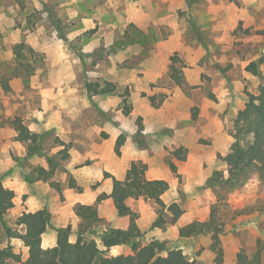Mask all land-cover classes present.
Instances as JSON below:
<instances>
[{
	"label": "rangeland",
	"instance_id": "1",
	"mask_svg": "<svg viewBox=\"0 0 264 264\" xmlns=\"http://www.w3.org/2000/svg\"><path fill=\"white\" fill-rule=\"evenodd\" d=\"M48 6L55 17L68 24L65 40L57 33ZM130 23L150 35L144 46L115 43ZM21 40L35 50V71L27 83L14 77L8 81V91L0 86V179L3 182L4 172L16 171L17 178L29 186L41 181L33 180L34 166L47 167L44 156H27L25 146L15 140L16 132L10 125L15 116L31 131L43 135L45 153L61 148L55 138L68 145V158L61 161L49 181H42L51 186L46 232L67 224L74 232L79 222L77 217L74 222L52 219L55 208L51 200L54 192L58 202L65 200L62 191L71 174L69 167L87 168V176L81 177L89 178L92 173L88 187L96 189L100 183L93 172L101 170L105 178H111L110 170L115 172L137 160L146 163L149 176L167 179L170 185L163 200L167 203L176 198L183 219L208 217L216 201L210 177L215 171L225 173L226 156L222 153L232 140L228 126L264 80V0H0V72L10 63L11 45ZM172 56L179 59L175 65L181 66L184 86H177L169 77ZM246 61L258 62L259 75L242 78ZM225 72L234 80L247 81L250 93L241 92L240 98L230 103L215 96L214 82ZM92 80L113 82L114 93L88 94L84 85ZM125 96L131 106L128 114L122 111ZM210 101L222 108L220 128L223 135L230 136L229 142L221 135L208 138L199 130L198 106ZM158 114L164 121L157 124L152 121ZM180 146L185 149L181 160L174 155ZM136 151L138 158L132 160ZM96 161L100 163L94 164ZM170 162L176 172L170 169ZM75 184V191L84 189ZM27 196L25 193L23 199ZM225 199L227 211L219 205V215L226 221L224 232L182 242L176 237V222L152 226L156 218L152 201H144L147 209L139 200L129 198L127 204L138 213L136 222L144 214L140 244L162 241V254L180 246L199 264H234L238 250L251 255L259 249L264 259V182L252 174ZM99 203L93 204L100 214ZM74 206L67 215L74 213ZM235 209L238 211L233 212ZM101 210L99 232L115 225L108 221L110 206L103 204ZM150 210L153 217L149 221ZM16 216L11 209L6 214L12 226ZM70 236L75 239L74 233ZM88 237L99 243L96 236ZM8 245L19 260L10 259L6 264H22L24 244L8 238L0 224V248Z\"/></svg>",
	"mask_w": 264,
	"mask_h": 264
},
{
	"label": "trees",
	"instance_id": "2",
	"mask_svg": "<svg viewBox=\"0 0 264 264\" xmlns=\"http://www.w3.org/2000/svg\"><path fill=\"white\" fill-rule=\"evenodd\" d=\"M52 10L48 6V14L56 25L57 33L65 40L68 24H64L60 18L55 17ZM147 35L149 34L130 23L123 31L120 40L115 43L120 45L137 43L144 46ZM11 53L10 63H7L0 72V86L6 91L10 89L9 79L20 77L24 83H27L35 71L32 62L35 50L24 40L11 45ZM170 59V79L177 86H184L186 80L181 66L175 65L179 59L175 56ZM246 69L252 74L259 75L257 61L249 62ZM84 88L90 95L111 94L115 91V84L106 80L102 82L92 80L86 81ZM122 102L123 114H128L131 106L126 102V96ZM10 125L16 132L15 140L25 146L27 156L45 157L47 167L34 166L33 180L49 181L56 169L60 167L61 161L68 158V145L55 138V144L61 148L53 154L45 153L42 134L31 131L19 116L12 118ZM228 129L232 140L226 154L225 173L215 171L210 177V183L216 189V201L210 206L207 219L192 220L180 226L177 230L180 237L223 233L226 221L219 215V205L222 206L223 211H227L228 204L225 196L241 188L252 174H256L259 180L264 182V80L259 84L256 93L249 96L244 107L237 111ZM115 149L119 154L117 147ZM174 155L180 160L184 159L185 149L178 147ZM169 166L173 172H176V167L172 162ZM146 169V163L141 160L131 161L123 179L111 176L112 187L109 196L117 215L128 219L125 228L108 226L99 232L97 226L103 219L96 205L77 203L73 208L74 214L79 219L76 230L73 232L70 224L55 229L57 246L55 253L41 246V235L50 226L51 215L48 209L22 212L15 217L14 226H12L7 221L6 214L14 206V192L5 187L0 179V224L8 238H17L27 247V257L22 264H199L195 258L184 254L180 247L170 248L162 254L164 250L162 241L153 239L147 244H140L142 231L136 222L138 213L127 204L128 198H142L156 205V218L152 222L154 227H164L166 223H175L183 212L177 202L171 201L167 204L163 201L162 195L169 188L168 182L162 178L148 179L145 175ZM236 211L238 210H233V212ZM73 233L75 239L70 241L69 237ZM88 234L96 236L99 243L92 241ZM120 244L129 246L132 253L108 254L111 246ZM235 257L234 264H264L259 249L251 255L240 249ZM10 259L19 260V255L12 251L10 245L0 248V264H6Z\"/></svg>",
	"mask_w": 264,
	"mask_h": 264
},
{
	"label": "crops",
	"instance_id": "3",
	"mask_svg": "<svg viewBox=\"0 0 264 264\" xmlns=\"http://www.w3.org/2000/svg\"><path fill=\"white\" fill-rule=\"evenodd\" d=\"M248 64V61H246L243 66H242V78L245 77L246 80L250 79L253 77L254 74L250 73L249 71L246 70L245 66ZM227 72L223 73V76L220 77L216 82H214V89L215 91L213 92L215 96L218 98L222 99L224 102L230 103L235 102L236 98H240V93L245 92V93H250V88L248 85L247 81H244L243 83L239 80H234L232 78V75L226 74ZM198 107L199 113L197 115V121L198 125L200 126L199 130L204 132L205 134L208 135V138H211L213 135H221L223 140L226 142L230 141V136L225 134H222V130L220 128V117L219 113L222 111L221 106L218 104H214L212 101L202 103ZM175 109V108H174ZM153 115H156V113H153ZM163 116L154 118L152 122L161 123L163 122ZM54 125V124H52ZM180 125H182L180 123ZM175 127V126H174ZM176 130V129H175ZM184 144V142L180 143ZM136 150V149H135ZM228 151V150H227ZM226 148L224 154L222 153V156H226L227 154ZM77 156H81V153L76 152ZM138 158V153L136 151V155H132V160H135ZM100 163L99 161H96L94 164ZM125 163V162H123ZM97 165V164H96ZM129 165H126L125 167L120 168V170H117L115 172L111 171V174L115 176L117 179H123L124 174L126 169L128 168ZM8 168H11L10 166H6ZM95 167V166H94ZM225 167H226V161H225ZM147 170V169H146ZM71 174H69L68 178V184L67 187L62 191L65 200L62 201V203L57 201V195L56 192H54L53 198H52V204L54 205L55 209H52V214L54 215L52 217L53 220L56 222H64L65 219H71V221L74 222L76 219V215L72 212H70L69 215L66 214V212H69L70 206L72 207L74 204L77 203H83V204H93L94 202H100L99 207H100V216L101 214V209L102 205H108L110 206V215L108 217V221H111V224H115V227H122L125 228L128 224V219L125 217H119L116 213V210L113 206L111 197L109 196L110 190L112 187V179L111 178H105L103 176V172L100 171H95L93 172L95 175V179L99 181L100 185L96 189H91L88 187V182L92 177V173H89L88 176L89 178H83L81 177L82 175L85 174V177L87 176V168L83 166V168L75 169L73 167H69V170ZM65 175H67L65 173ZM145 175L148 179H154V178H162L167 181L165 177L162 176H149V172H145ZM67 178V177H65ZM65 180V179H64ZM62 180V181H64ZM3 185L5 187H8L12 191L15 192V197L13 198L14 206L10 208L12 211L15 210V212L19 215L22 212H28V211H35L41 208H49L50 201L47 199L50 195V189L51 186L47 182H42V181H37L32 184H29V186H26L24 183H22L16 176V171H6L4 172V179H3ZM75 183H78L79 185H83L84 189L81 192L75 191L73 186L76 185ZM170 185V183H168ZM169 190V188H168ZM167 190V191H168ZM167 191L162 195L163 196L167 193ZM52 192V194H53ZM28 194L26 199H23L24 194ZM129 199V198H128ZM127 199V200H128ZM132 200H139L143 206L147 209L146 203L144 202L145 200L142 198L138 199H133ZM104 203H101V202ZM164 201V200H163ZM171 201L177 202V199H171L170 201L167 202V204ZM165 202V201H164ZM166 203V202H165ZM50 209V208H49ZM51 210V209H50ZM149 211V210H148ZM103 213V212H102ZM185 214V213H183ZM151 216L153 217V212L150 210V217L149 221L151 219ZM144 214L142 213L141 217H139V220L137 221L138 226L141 228V222H143ZM207 219V218H206ZM152 220V219H151ZM205 220V219H204ZM191 221V220H190ZM186 221V219H183V215L179 217V219L176 221V229L180 226L185 225L186 223L190 222ZM57 222V223H58ZM68 223V221H66ZM65 223V224H66ZM199 236V235H198ZM176 237L180 239L182 242L184 239H189V238H195V237H180L178 236V231L176 233ZM56 239V232L55 231H48L44 232L41 235V246L45 249H47L51 253H55L57 251V246L55 243ZM70 241H74V238L72 236L69 237ZM179 241V240H178ZM180 247V246H179ZM129 246L120 244V245H114L111 246L109 249L110 254L112 255H117V254H127L129 252ZM22 254L27 257V247L24 245L22 246Z\"/></svg>",
	"mask_w": 264,
	"mask_h": 264
}]
</instances>
